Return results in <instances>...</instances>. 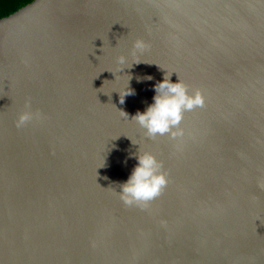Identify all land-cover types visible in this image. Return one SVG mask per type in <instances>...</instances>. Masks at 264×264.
<instances>
[{"label": "water", "instance_id": "95a60500", "mask_svg": "<svg viewBox=\"0 0 264 264\" xmlns=\"http://www.w3.org/2000/svg\"><path fill=\"white\" fill-rule=\"evenodd\" d=\"M164 72L205 98L175 138L131 119ZM137 150L168 176L146 207L114 183ZM0 264H264V0H35L1 20Z\"/></svg>", "mask_w": 264, "mask_h": 264}, {"label": "clouds", "instance_id": "9594fccd", "mask_svg": "<svg viewBox=\"0 0 264 264\" xmlns=\"http://www.w3.org/2000/svg\"><path fill=\"white\" fill-rule=\"evenodd\" d=\"M147 42L141 38L133 41V53L143 51L147 47ZM120 65H125L120 69L131 68L133 63L140 60H133L127 63V58L119 56L117 58ZM172 73H163V78L152 84L153 95L151 102L143 110L137 109L131 119L135 120L149 137L168 134L175 138L184 134L183 128L179 127L185 111L196 107H202L205 98L200 89H193L191 92L188 85L177 76L173 82L170 79ZM130 74L127 85L118 91L119 102L122 104L127 95L135 94V89L129 86ZM152 79L151 76L144 77ZM139 80L140 78L137 77ZM29 102H25V110L21 111L15 121L17 127L23 126L27 121L37 116L28 109ZM122 115L128 118L129 114L121 110ZM136 163L131 168L127 178L118 183L119 191H116L119 198L127 205L146 207L150 201L156 198L168 183L166 170L163 169L162 162L147 150L130 153Z\"/></svg>", "mask_w": 264, "mask_h": 264}, {"label": "trees", "instance_id": "16d2710c", "mask_svg": "<svg viewBox=\"0 0 264 264\" xmlns=\"http://www.w3.org/2000/svg\"><path fill=\"white\" fill-rule=\"evenodd\" d=\"M35 0H0V21L18 13Z\"/></svg>", "mask_w": 264, "mask_h": 264}]
</instances>
